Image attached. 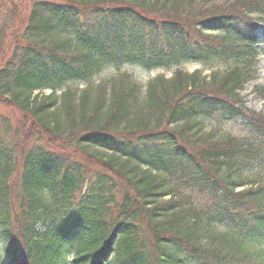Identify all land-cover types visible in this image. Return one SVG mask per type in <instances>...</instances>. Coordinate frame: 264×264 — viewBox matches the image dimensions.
<instances>
[{
    "label": "trees",
    "instance_id": "obj_1",
    "mask_svg": "<svg viewBox=\"0 0 264 264\" xmlns=\"http://www.w3.org/2000/svg\"><path fill=\"white\" fill-rule=\"evenodd\" d=\"M211 1L31 0L26 39L71 37L6 56L0 31V98L22 117L15 127L0 114V264H264V179L241 171L264 151L207 141L199 121L243 114L239 91L258 54L252 13L264 15V0ZM122 60L226 68L63 89ZM247 116L264 144V114ZM159 169L204 188L207 210Z\"/></svg>",
    "mask_w": 264,
    "mask_h": 264
},
{
    "label": "rangeland",
    "instance_id": "obj_2",
    "mask_svg": "<svg viewBox=\"0 0 264 264\" xmlns=\"http://www.w3.org/2000/svg\"><path fill=\"white\" fill-rule=\"evenodd\" d=\"M53 1H68V0H53ZM200 1V0H197ZM218 5L224 4L227 0H212L211 3H216ZM31 0H0V31L1 38L3 39L2 45L4 54L9 56L15 45L21 44H36L49 47L52 41H63L71 37L70 33L64 30H56L50 32L48 35L39 36L31 42L24 37V27L27 20V14L30 8ZM208 5V3H207ZM255 21L254 32L257 36V56H256V66L253 78L245 82L243 87L240 89L239 94L242 97V103L239 106L240 110L243 112L238 113V115L233 119H228L222 116L220 113L211 115L209 117H199L202 126V131L208 140L218 139L220 137H236L243 142L244 146L251 149V154L256 152L264 151V144L261 132L258 127L253 122L248 119V114L253 112L264 114V95L259 91V87L264 85V15L260 16L258 13H252ZM183 69L187 72H192L194 70H200L202 75H209L212 70L222 71L226 68V64L221 61L213 62H195V61H181L177 65L169 68L157 67L152 69H145L139 62L122 60L116 63H109L105 65L100 71L94 74L90 80H79L68 82L64 87H70L76 94L80 93L88 82L94 84L103 80H116L120 73H128L132 76V79L145 84L149 80H152L158 75H164L165 77H170L175 70V68ZM45 94L48 93L44 90ZM0 114L7 116L10 120L12 126L17 127L19 121L22 120L21 115L5 100L0 98ZM72 142V141H71ZM74 144V143H73ZM65 148H70L72 153H75V157L79 160L87 159L85 154H82L80 149L73 147L67 143L64 144ZM103 152V151H102ZM105 156L109 153L104 151ZM249 157V155H248ZM242 176L247 180H261L264 179V160L262 163L255 164H245L242 168ZM159 172L164 175L166 179L173 181L175 184L179 185L183 193L190 197V201L193 202V207H197L199 210L205 211L210 205L209 197L210 194L206 192L201 186L187 187L183 182H180L178 175L172 174L170 169ZM218 229L225 233H231L228 226H218ZM247 244V243H246ZM245 244V246H246ZM249 244V243H248ZM249 248V247H248ZM71 257V255H68Z\"/></svg>",
    "mask_w": 264,
    "mask_h": 264
}]
</instances>
